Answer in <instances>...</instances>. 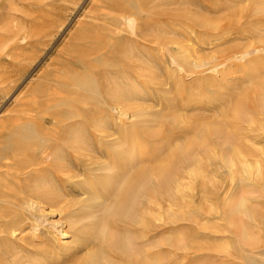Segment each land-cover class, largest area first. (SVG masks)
<instances>
[{"label":"bare ground","instance_id":"obj_1","mask_svg":"<svg viewBox=\"0 0 264 264\" xmlns=\"http://www.w3.org/2000/svg\"><path fill=\"white\" fill-rule=\"evenodd\" d=\"M59 1L11 0L12 11L24 18L17 23L16 15H8L0 22V59L9 58L23 73L36 67L64 32L68 16L55 12ZM68 1L78 6V0ZM167 1L102 0L16 100L13 114L0 127V264H22L17 243L28 238L40 242L36 255L44 264H115V260L133 264L131 240L124 233L115 243L110 229L121 225L129 231L139 226L144 233L146 210L158 205L155 195H167L168 202L184 200L187 191H194L198 177L204 179L202 174L216 156L228 166L231 181L236 173L249 176L252 164L256 174L261 173L264 147L259 148L256 140L264 141V47L250 40L197 58L193 22L178 25L179 31L188 30L182 35L164 29L165 19L151 13ZM237 3L241 6L237 20L219 24L206 20L201 25L215 32V41H232L235 34L246 32L251 18L246 12H261L264 0ZM64 10L71 11L70 7ZM168 34L172 36L159 38ZM146 36L152 37L159 51L156 61L173 63L180 70L209 71L207 91L221 86L218 81H227L232 70L252 65L258 69L243 78L241 85L246 86L229 103V113L211 110L207 117L193 120L186 116L185 104L166 107L167 92L160 103L165 107L147 109L132 103L133 95L142 101L146 98V83L139 81L142 75L134 67L137 61L146 63V56L135 49L146 46ZM16 82L0 77L3 100ZM171 109L177 112L172 121L165 113ZM68 120L72 121L70 139L55 136L59 130L64 132L61 125ZM242 120L246 127L240 125ZM231 127L235 141L230 154L215 152L212 137L221 140L223 128ZM153 138H157L155 151L146 160L144 140ZM81 151L87 153L85 161L80 159ZM146 162L152 167L146 169ZM100 180L104 183L97 185ZM243 181L241 176L239 182ZM229 202L224 206L231 213H243L254 221L247 199ZM54 215L59 222L49 220ZM63 219L73 222L65 226ZM56 227L66 229L55 233ZM242 235L248 236L246 226ZM251 247L250 254L256 255V247ZM224 249L227 252L228 246ZM70 252L66 261L59 258ZM35 262L32 258L28 264Z\"/></svg>","mask_w":264,"mask_h":264},{"label":"rangeland","instance_id":"obj_2","mask_svg":"<svg viewBox=\"0 0 264 264\" xmlns=\"http://www.w3.org/2000/svg\"><path fill=\"white\" fill-rule=\"evenodd\" d=\"M101 1L78 0V6L75 8L68 0L56 3L55 12L68 16L66 26L64 32L58 36L52 50L36 67L23 73L9 58L0 59V77L3 80H17L7 99L3 100V96L0 95V127L13 114L16 100L25 95L45 65L57 56L58 51L65 48V42L80 26L79 23L87 21L86 17L93 14ZM10 3L11 0H0V22H5L8 15H16L18 17L16 22L20 23L24 15L12 11ZM65 7H70L71 11L65 12ZM260 7H262L261 12H246L251 17L250 23L245 25L248 30L235 34L232 36V41L228 42H224L223 39L215 41L217 37H215V32L201 25L206 20L213 24L237 20L241 8L237 0H170L165 2L163 6L153 8L151 13L160 14L165 19L163 27L167 31L171 29L179 31L178 25L181 23L193 22L196 27V39L193 42L194 54L197 58L203 59L214 54L217 55L222 50L244 45L250 40L256 45L264 47V3ZM179 33L185 35L188 30L182 28ZM252 33L256 35L254 38H251ZM171 36V34L160 35L159 38ZM152 41V37L146 36V46L140 44L135 48L146 56V63L142 64L140 61L134 63L136 73L142 75L139 81L146 83V98L142 101L140 97L133 95L132 103L145 106L147 109L157 110L165 107L160 103L163 101V93L167 92L170 101L165 104L166 107L185 104L189 110L186 116L193 120L207 117L211 110H217L218 113L227 111L229 113L231 108L229 103L236 98L240 87L246 86V84L241 85L243 78L249 76L251 71L258 69L252 65L245 69L232 70L231 75L226 78L227 81L223 83L218 81L221 86L210 87L207 91L205 84L209 82V71H205L206 69L190 70L185 67L180 70L173 63L156 61L159 51L151 43ZM131 84L136 86V83ZM257 110H261L260 107ZM165 113L171 115L172 118L168 120L172 121L177 112L175 109H171ZM239 123L246 127L243 120ZM71 124V120L62 123L61 126H65L64 132L61 133L59 130L54 133L55 136L70 139L68 132ZM87 124L91 125V122ZM51 125L45 123L44 126L51 128ZM175 128L177 127L175 126ZM237 128L239 127L237 126ZM234 129V127L223 128L220 135L222 139L219 141H215V138L212 137L214 144L217 145L214 147L215 152L230 154L231 144L235 141ZM228 138L230 143L226 142ZM156 140L157 138L144 140V145L147 146L144 155L146 160L153 155ZM1 142L2 136L0 134ZM263 142L256 140L259 148L264 147ZM78 153L80 159L85 161L84 156L87 153L82 151ZM209 164L211 166L208 165V172L202 174L205 175L204 179L198 177L194 191H187L184 200L179 198L176 201L168 202L169 197L167 195L154 196L158 205H149L150 209L146 210L144 233L139 226L135 227L134 230L132 228L133 231L125 230L121 225L110 229V234L115 243L122 238L124 233L131 240L129 252L132 255L133 264H264V161L261 163L259 175L256 174L254 164H252L249 165V176L236 173L233 181L227 172L228 166L217 156L212 158ZM206 166L205 163L202 164L203 169ZM150 167L152 166L146 162V169ZM241 176L244 178L243 183L239 182ZM103 183L104 181L100 180L97 185ZM107 190H110V187ZM100 191L102 192L103 189ZM240 197L248 200L247 206L254 213V221H251L243 213L233 214L225 208V202L230 200L233 204ZM169 205L172 206V212L167 209ZM49 220L56 223L60 221V217L54 215ZM63 222L67 226L73 220L63 219ZM244 226L247 227L248 232L246 239L242 235ZM62 228L66 229L65 227ZM62 228L56 227L53 230L57 233ZM29 231L27 229L25 233L29 234ZM68 241L70 240L68 239ZM17 245L20 247L18 250H20L19 256L22 259V264H28L32 258L37 261L32 264H44L39 261L36 255L41 244L35 238L18 241ZM251 245L256 247L254 249L256 255L250 254ZM226 246H228V251L223 252ZM106 248L110 250L109 245H106ZM113 250L120 254L115 248ZM70 254L72 253L59 258L66 261L71 256ZM77 256L79 258L80 255L77 254ZM115 264H126V262L122 263L120 260H115Z\"/></svg>","mask_w":264,"mask_h":264}]
</instances>
